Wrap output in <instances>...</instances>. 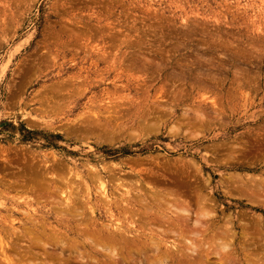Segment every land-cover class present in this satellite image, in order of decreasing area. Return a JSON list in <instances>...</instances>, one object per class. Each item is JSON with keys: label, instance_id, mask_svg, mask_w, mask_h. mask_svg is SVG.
<instances>
[{"label": "rangeland", "instance_id": "374dc122", "mask_svg": "<svg viewBox=\"0 0 264 264\" xmlns=\"http://www.w3.org/2000/svg\"><path fill=\"white\" fill-rule=\"evenodd\" d=\"M125 223L163 264H264V0H0V264H103L71 230Z\"/></svg>", "mask_w": 264, "mask_h": 264}, {"label": "bare ground", "instance_id": "6f19581e", "mask_svg": "<svg viewBox=\"0 0 264 264\" xmlns=\"http://www.w3.org/2000/svg\"><path fill=\"white\" fill-rule=\"evenodd\" d=\"M42 167V166H41ZM40 172V171H39ZM38 172V173H39ZM44 175H45V172L43 173ZM43 174H41V176L43 175ZM64 174V173H63ZM31 175H33V173H31ZM34 175H35V173H34ZM40 175V174H39ZM38 174H37V176H39ZM151 175V174H150ZM36 176V177H37ZM36 177H34V178H36ZM38 178V177H37ZM40 178V177H39ZM44 178V177H43ZM26 180V179H25ZM24 180V181H25ZM66 180V179H65ZM91 180V179H90ZM29 182V181H28ZM33 182V181H32ZM64 182V181H63ZM25 183H27V182H25ZM102 183V182H101ZM101 183H100V186H102L101 185ZM139 183V182H138ZM33 184H34V186L36 185L35 184V181H34V183H31V186H33ZM37 185H38V183H37ZM35 186V187H37L38 188V186ZM47 185V184H46ZM49 185V184H48ZM26 187V186H25ZM29 187V186H28ZM39 188H40V185H39ZM41 188H43V187H41ZM167 188V187H166ZM32 189V188H31ZM137 189V188H136ZM41 190H43V189H41ZM88 190V189H87ZM19 191V190H18ZM38 191V190H37ZM142 192V191H141ZM102 194H104V193H102ZM149 194V193H148ZM71 195V194H70ZM83 195V194H82ZM156 195V194H155ZM22 196V195H21ZM259 196V195H258ZM17 197V196H16ZM201 198V197H200ZM158 200V199H157ZM119 202V201H118ZM122 202V201H121ZM124 202V201H123ZM164 203V202H163ZM98 204V203H97ZM192 204V203H191ZM198 204V203H197ZM114 205V204H113ZM117 206V205H116ZM171 206V205H170ZM144 207V206H143ZM161 207V206H160ZM172 207V206H171ZM126 208H127V206H126ZM117 209H119L118 207H117ZM30 210V209H29ZM107 210L108 209H106V212H107ZM119 210H122V209H119ZM192 210V209H191ZM22 211V210H21ZM65 211V210H64ZM128 211H129V209H128ZM175 211L176 212H179L180 214H181V212L182 211H184L185 212V209H181V208H175ZM32 212V211H31ZM63 214V213H62ZM182 214L184 215V213L182 212ZM64 216V215H63ZM77 215H75V217H76ZM124 216V215H123ZM122 215L120 216V218L121 217H123ZM185 216H187L186 214H185ZM203 216H204V214H203ZM27 217H28V215H27ZM26 218V217H25ZM74 218V217H73ZM116 218V217H115ZM183 218V217H182ZM9 219V218H8ZM109 219V218H108ZM111 219V218H110ZM124 219V218H123ZM122 219V220H123ZM121 220V219H120ZM199 222V221H198ZM33 223V222H32ZM36 223V220L34 221V223L33 224H35ZM76 223H78V222H76ZM79 223H81L80 221H79ZM99 223V222H98ZM117 223H118V221H117ZM187 223V222H186ZM196 223V222H195ZM36 224H38V222L36 223ZM86 224V223H85ZM84 224V221H82V224L81 225H85ZM116 224V223H115ZM126 224V226L125 225H121V226H119V227H117V228H115V229H112L113 228V226H112V228H110V227H108V226H102V225H99V226H101V227H99V228H97V224L94 226V228L95 229H90L89 230V232H87V231H84V235H81L80 233L78 234V232H76V231H74V230H71L72 231V233H73V235H75L77 238H82V237H84L83 239H82V241H84V247L85 248H87L88 249V251H90L91 253H93V255H95V256H98V257H101V258H103V264H120V263H118L117 261L119 260L116 256L119 254V253H117L118 251H116L117 250V248H119L118 250H120L122 253H123V255L125 256V254H127L128 253V255H131V257H132V253H134V252H136L135 250H134V247H129L130 248V250L132 249V251L134 250V252H131L130 250V252H131V254L128 252V246L126 247L125 245H127V237L125 236V234H129V233H131L132 234V232H133V230L130 228V227H128L129 226V224H128V226H127V223H125ZM80 225V226H81ZM37 226V225H36ZM43 226V225H42ZM41 226V227H42ZM75 226V225H74ZM115 227V226H114ZM122 227V228H121ZM151 227V226H150ZM47 228V227H46ZM153 228H155L154 226H153ZM48 230L50 229L49 227L47 228ZM12 230V229H11ZM52 230V229H51ZM78 230V229H77ZM137 231V230H136ZM31 232V231H30ZM44 232V231H43ZM49 232V231H48ZM82 232V231H81ZM85 232H87L86 234H85ZM144 232V231H143ZM152 232V231H151ZM25 233H27V232H25ZM83 233V232H82ZM136 232H134V234H135ZM149 233V232H148ZM12 234V233H11ZM27 234H29V233H27ZM130 234V235H131ZM133 234V235H134ZM63 235V234H62ZM136 235V234H135ZM12 236V235H11ZM43 236V235H42ZM19 237V236H18ZM49 237V236H48ZM52 237V236H51ZM66 237V236H65ZM140 237H142L141 236V234H139V235H136V238H137V241H138V239H141ZM19 238H21V237H19ZM43 238V237H42ZM42 238H40L41 240H43ZM134 239H136L135 237H133ZM149 239L148 240H146V242H148V243H153V244H151V245H153V247H154V244L156 245L155 246V248H153V247H151V250L153 251V250H155V252H160L161 253V255H164L165 253H163V250H161V247H163V245H162V243L161 242H163L162 240H159V241H155L154 239H153V236H150V237H148ZM159 238V237H158ZM157 238V239H158ZM49 239V238H48ZM70 239H72V238H70ZM68 240V241H62V240H60V239H58V238H56V237H52L51 239H49L48 240V242L50 243V244H53L52 245V247H50V248H54V249H60V252H58L59 254L61 253V255H63L64 254V252L66 251V250H70L71 248L72 249H74V247L76 246L75 244H73V241L72 240ZM73 239H75V238H73ZM128 239H130V238H128ZM147 239V238H146ZM1 240H3V239H1ZM46 240H47V238H46ZM86 241V242H85ZM136 241V240H135ZM143 241V240H142ZM46 242V241H45ZM129 242H133V241H129ZM144 242V241H143ZM187 242V241H186ZM31 244H32V242H30ZM33 243L35 244V245H39L40 246V248L41 249H43V251L45 252V253H47L48 251H49V247L46 245V243H44V242H42V241H36V242H34L33 241ZM139 243L142 245V242H140L139 241ZM166 242L164 241V244H165ZM2 244V243H1ZM7 244V243H6ZM48 244V243H47ZM130 244V243H129ZM221 244V243H220ZM118 245V246H117ZM139 245V244H138ZM144 245V244H143ZM187 245V244H186ZM188 245H189V243H188ZM190 245H191V247L193 246V243H190ZM222 245H224V243L222 244ZM38 246V247H39ZM48 247V251L46 252L45 251V247ZM225 246V245H224ZM6 247V246H5ZM194 247V246H193ZM192 247V248H193ZM39 248V250H41ZM125 248V249H124ZM126 248H128L127 250H126ZM135 248H137V247H135ZM222 248H223V246H222ZM225 248V247H224ZM28 249H31V247L30 248H28ZM145 249H149V247H147V248H144V250ZM36 250V249H35ZM20 251V250H19ZM54 251H56V250H54ZM119 251V252H120ZM138 251L139 252H137V253H134V254H137L136 256H139L140 255V258L141 257H143V258H147L146 260H141L140 259V261H138V264H163L164 263V261L162 260L163 258V256L161 257V255L159 254V253H156V254H158L157 256H155V257H152L153 255H156V254H152V256H151V258H154L155 260H151L150 259V261H149V255H151V254H147V256L149 257H147L146 256V252L148 253L150 250H146V251H144L145 253V257L144 256H141V254H139L140 253V250L138 249ZM6 252V251H5ZM37 252H39V251H37ZM41 252V251H40ZM126 252V253H125ZM141 252H142V250H141ZM155 252H153V253H155ZM165 252V251H164ZM50 253H52V252H50ZM117 253V254H116ZM139 254V255H138ZM51 255V254H50ZM120 255V254H119ZM128 255H127V257H128ZM167 256H165V257H168V253L166 254ZM39 257H40V255H38ZM83 255L81 254V253H77L76 255H70V254H67V259H62L61 260V257L62 256H60L59 255V257L58 256H54V255H51V256H45L44 257V259H43V261H47V263H49V264H66L65 263V261L69 264V263H73V264H86L88 261V258H83L82 257ZM114 256V257H113ZM3 257V256H2ZM42 257V256H41ZM84 257H88V255L87 256H84ZM115 257L117 258V259H115ZM119 257V256H118ZM62 258H65V257H62ZM90 258V257H89ZM120 258V257H119ZM142 258V259H143ZM2 259V258H1ZM4 259L5 260H7V262H9L8 261V259L6 258V257H4ZM10 259V258H9ZM34 259V258H33ZM121 260H123L122 258H120ZM128 259V258H127ZM165 259V258H164ZM25 260V259H24ZM91 259H89V261H90ZM117 260V261H116ZM120 260V261H121ZM129 260H131L130 258H129ZM17 261H19L18 259H17ZM16 261V262H17ZM20 261H21V259H20ZM30 261V260H29ZM39 261V260H38ZM42 261V260H41ZM40 261V262H41ZM85 261H86V263H85ZM91 261H95L94 259L93 260H91ZM102 261V260H101ZM125 261V258H124V260L122 261V262H124ZM15 262V263H16ZM31 262V261H30ZM133 262H134V260H133ZM223 263H224V261H222ZM3 263H5V262H3ZM129 263H130V261H129ZM128 262L126 263V264H129ZM137 263V262H136ZM39 264H42V263H39ZM87 264H89V262L87 263ZM91 264H93V262H91ZM95 264V263H94ZM98 264V263H97ZM99 264H101V263H99ZM131 264H133L132 262H131ZM227 264V263H226Z\"/></svg>", "mask_w": 264, "mask_h": 264}]
</instances>
